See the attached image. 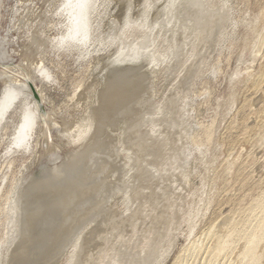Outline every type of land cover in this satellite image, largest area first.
Returning <instances> with one entry per match:
<instances>
[{
  "label": "rangeland",
  "instance_id": "rangeland-1",
  "mask_svg": "<svg viewBox=\"0 0 264 264\" xmlns=\"http://www.w3.org/2000/svg\"><path fill=\"white\" fill-rule=\"evenodd\" d=\"M77 54L0 171V264H264V0H114Z\"/></svg>",
  "mask_w": 264,
  "mask_h": 264
},
{
  "label": "water",
  "instance_id": "water-1",
  "mask_svg": "<svg viewBox=\"0 0 264 264\" xmlns=\"http://www.w3.org/2000/svg\"><path fill=\"white\" fill-rule=\"evenodd\" d=\"M114 0H0V171Z\"/></svg>",
  "mask_w": 264,
  "mask_h": 264
},
{
  "label": "bare ground",
  "instance_id": "bare-ground-1",
  "mask_svg": "<svg viewBox=\"0 0 264 264\" xmlns=\"http://www.w3.org/2000/svg\"><path fill=\"white\" fill-rule=\"evenodd\" d=\"M140 21H141V20H140ZM137 23H138V21H137ZM137 23H136V24H137ZM136 24H134V25H136ZM138 24H139V23H138ZM138 24H137V25H138ZM137 28H138V27H137ZM127 30H128V29H127ZM128 32H129V31H128ZM91 34H92V33H91ZM91 34H90V35H91ZM89 40H90V36H89V38H88V41L84 44V46H85L86 44L89 43ZM125 52H127V53L124 54V56H126V58L131 59V60H134L135 58H139V56H145V55H146V54H145L144 52H142L140 49H138V50L135 49V51H134V50H133V51L128 50V51H125ZM119 53H122V54H123L122 51H120ZM121 56H122V55H121ZM151 61H153V60L151 59ZM139 73H140V72H139ZM137 74H138V73H137ZM120 76H121V75H120ZM120 76H119V77H120ZM129 76H130V75H129ZM115 77H116V76H115ZM258 77H259V76H258ZM121 79H122V78H121ZM133 79H134V78H133ZM258 79H259V78H258ZM136 80H137V79H136ZM259 81H261V80H259ZM109 82H110V81H109ZM111 82H112V81H111ZM124 82H125V81H124ZM253 82H255V81H253ZM261 82H262V81H261ZM114 83H115V82H114ZM143 83H144V82H143ZM107 84H108V83H107ZM123 84L125 85V83H123ZM141 84H142V83H141ZM113 85H114V84H113ZM117 85H120V84H117ZM107 86H108V85H107ZM109 86H110V85H109ZM127 86H128V85H127ZM131 86H132V85H131ZM111 87H114V86H111ZM115 87H116V84H115ZM119 87H120V86H119ZM119 87H118V88H119ZM124 87H125V86H122L121 88H124ZM137 87H138V86H137ZM121 88H120V89H121ZM125 88H126V87H125ZM125 88H124V89H125ZM142 88H143V87H142ZM114 89H115V90H114ZM116 89H117V87H116V88H113L112 90H114V91L116 92ZM127 89H128V88H127ZM133 89H134V88H133ZM259 89H260V88H259ZM118 90H119V89H118ZM130 90H131V89H130ZM103 91H104V90H103ZM121 91H122V90H121ZM105 92H106V91H105ZM125 92H126V90L124 91V93H125ZM133 92H134V90H133ZM107 93H108V92H107ZM107 93H106L105 95H109V94H107ZM113 93H114V92H113ZM113 93H112V94H113ZM118 93H120V92H118ZM121 93H122V92H121ZM116 94H117V93H116ZM128 95H129V94H128ZM98 96H99V95H98ZM109 96H110V95H109ZM109 96H108V97H109ZM113 96H114V95H112V97H113ZM118 96H119V94H118ZM123 96H124V95H123ZM123 96H121V97H123ZM129 96H130V95H129ZM114 97H115V96H114ZM121 97H120V98H121ZM131 97H132V96H131ZM104 98H105V97H103L102 99H104ZM141 98H142V97H141ZM141 98H140V99H141ZM128 99H129V98H127V99L125 98V100H128ZM131 99H132V98H131ZM140 99H139V100H140ZM142 99H143V98H142ZM142 99H141L140 101H142ZM144 99H145V98H144ZM99 100H100V99H99ZM109 100H110V99H109ZM109 100H108V101H109ZM103 101H104V100H103ZM105 101H107V99H106ZM108 101H107V102H108ZM112 101H116V100H115V99H114V100L112 99ZM129 101H130V100H128V102H129ZM137 101H138V99H137ZM137 101H136V102H137ZM140 101H138L137 103H139ZM144 101H146V100H144ZM107 102H106V103H107ZM122 102H123V101H122ZM122 102H121V103H122ZM125 102H126V101H125ZM130 102H132V101H130ZM133 102H134V101H133ZM99 103H100V102H99ZM102 103H103V102H102ZM113 103H114V102H113ZM113 103H112V104H113ZM104 104H105V103H103V105H104ZM117 104H118V103H117ZM123 104H124V103H122L121 106H123ZM131 104H132V103H131ZM113 105H115V104H113ZM128 105H129V103H128ZM135 105H137V104H135ZM135 105H134V106H135ZM98 106H99V105H98ZM105 106H106V105H104V107H105ZM109 106H110V102H109ZM118 106H119V105H118ZM140 106H142V105H140ZM140 106L137 105V107H140ZM261 106H262V105H261ZM101 107H103V106L101 105ZM101 107H100V108H101ZM113 107H115V106H113ZM137 107H136V108H137ZM247 107H248V106H247ZM107 108H108V107H107ZM107 108H106V109H107ZM111 108H112V107L110 106V109H111ZM129 108L131 109L132 107H129ZM136 108H135V109H136ZM95 109H96V108H95ZM101 109H102V108H101ZM101 109H100V110H101ZM104 109H105V108H104ZM126 109H127V108H126ZM97 110H98V109H97ZM114 110H115V109H114ZM117 110H118V108L116 109V111H117ZM123 110H124V106H123ZM131 110H132V109H131ZM133 110H134V109H133ZM137 110H139V108H138ZM93 111H94V110H93ZM102 111H104V110H102ZM120 111H121V110H120ZM126 111H128V109H127ZM126 111H125V112H126ZM129 111H130V110H129ZM96 112H97V111H96ZM105 112H107V111H105ZM108 112H109V110H108ZM108 112H107V113H108ZM117 112H118V111H117ZM254 112H255V111H254ZM110 113H111V110H110ZM114 113H116V112H114ZM118 113H119V112H118ZM96 114H97V113H96ZM99 115H101V114H99ZM108 115H109V114H108ZM111 115H112V114H111ZM111 115H110V116H111ZM116 115H117V114H116ZM118 115H119V114H118ZM120 115H121V114H120ZM125 115H126V114H125ZM128 115H129V114H128ZM41 116H42V114H41V111L39 110V111L37 112V114L34 116V119L31 121V124H30V125L28 126V128L26 129L24 135L21 137V139H20V140L18 141V143L16 144L15 148H16V147H17L18 149H19V148H24L25 150H27L28 148H30V145L32 144V141H33V137H34V134H35L36 127L39 126V125H38V121L40 120ZM134 116H135V114H134ZM261 116H262V115H261ZM99 117H102V116H99ZM119 117H120V116H119ZM121 117H122V116H121ZM103 118H107V116H106V117H103ZM124 118H125V117H124ZM258 118H259V117H258ZM50 119H51V118H50ZM127 119H128V118H127ZM54 121H55V120H54ZM104 121H105V120H104ZM40 122H41V121H40ZM52 122H53V121H52ZM97 123H98V122H97ZM48 124H49V123H48ZM57 124H58V123H57ZM53 125H55V123H54ZM93 125H94V124H93ZM42 126H43V125H42ZM42 126H41V127H42ZM66 126H67V125H66ZM72 126H73V125H72ZM82 126H83V125H82ZM87 126H88V125H87ZM87 126H86V129H85V128H84V129L82 128V130H81V129H80V130L77 129V130H78V133H77L76 138H77V139H80V141H81V139H82L83 137H86V135H87L88 132L90 131L89 128H91V127H87ZM97 126H98V125H97ZM100 126H101V125H100ZM95 127H96V126H95ZM42 128H43V127H42ZM53 128H54V127H53ZM53 128H52V129H53ZM71 129H72V128H71ZM45 130H46V128H45ZM65 131H66V130H65ZM98 133H99V132H98ZM70 134H71V133H70ZM99 136H100V135H99ZM71 138H72V137H71ZM86 139H87V138H86ZM36 140H37V139H36ZM111 142H112V141H111ZM73 143H76L75 140H74ZM77 143H78V142H77ZM86 143H87V142H86ZM245 145H246V144H245ZM86 147H87V146H86ZM83 148H84V147H83ZM24 149H23V150H24ZM81 149H82V148H81ZM25 150H24V151H25ZM79 151H80V150H79ZM91 155H92V154H91ZM88 156H89V155H88ZM85 159H86V158H85ZM76 162H77V161H76ZM70 165H71V164H70ZM78 165H79V162H78ZM82 165H83V164H82ZM71 167H72V166H71ZM100 167H101V166H100ZM71 169H72V168H71ZM80 170H81V169H80ZM82 170H83V169H82ZM73 172H74V171H73ZM91 172H92V171H91ZM67 173H68V172H67ZM71 173H72V172H71ZM65 174H66V173H65ZM68 174H69V173H68ZM78 174H79V173H78ZM70 175H71V174H70ZM92 175H93V173H92ZM59 176H60V175H59ZM71 176H73V175H71ZM74 176H75V175H74ZM43 177H44V176H43ZM69 177H70V176H69ZM45 178H46V177H45ZM86 178H87V177H86ZM86 178H85V179H86ZM40 179H41V178H40ZM72 179H74V178H72ZM77 179H78V178H77ZM83 179H84V178H83ZM95 179H96V178H95ZM61 180H62V179H61ZM98 180H99V179H98ZM40 181L43 182V179L40 180ZM36 182H37V180H36ZM48 182H49V180H48ZM81 182H82V181H81ZM55 183H56V182H55ZM62 183H63V181H62ZM75 183H76V182H75ZM31 184H32V182H31ZM33 184L36 185L37 183H36V184L33 183ZM77 184H78V183H77ZM77 184H76V185H77ZM81 184H82V183H81ZM38 185H39V184H38ZM38 185H37V186H38ZM46 185H47V183H46ZM65 185H66V184H65ZM100 185H101V184H100ZM68 186H69V185H68ZM35 187H36V186H35ZM48 187H49V185H48ZM72 187H73V186H72ZM61 188H62V187H61ZM43 189H44V188H43ZM65 189H66V188H65ZM65 189H64L63 191H66ZM78 189H79V188H78ZM89 189H90V188H89ZM32 190H33V189H32ZM54 190H55V189H54ZM74 190H75V187H74ZM79 190H80V189H79ZM82 190H83V189H82ZM84 190H85V188H84ZM63 191H62V193H61L62 195L64 194ZM75 191H76V190H75ZM75 191H74V192H75ZM76 192H77V191H76ZM80 192H81V191H80ZM57 193H58V192H57ZM70 193H71V192H70ZM65 194H66V192H65ZM71 194H72V193H71ZM71 194H70V195H71ZM74 194H75V193H74ZM81 194H82V193H81ZM81 194H80V195H81ZM86 194H87V192H86ZM32 195H33V194H32ZM75 195H76V194H75ZM78 195H79V194H78ZM78 195H77V198L80 197V195H79V196H78ZM57 196H58V195H57ZM66 196H67V194H66ZM81 196H82V195H81ZM68 197H69V194H68ZM83 197H84V196H83ZM87 197H88V196H87ZM262 197H264V195H263ZM69 198H73V197H69ZM74 198H75V197H74ZM35 199H36V197H35ZM60 199H61V198H60ZM62 199H64V197H63ZM62 199H61V200H62ZM89 199H90V198H89ZM261 199H262V198H261ZM261 199H260V200H261ZM64 200H65V199H64ZM70 200H72V199H70ZM87 200H88V199H87ZM263 201H264V198H263ZM74 202H75V201H74ZM83 202H84V201H83ZM83 202H82V203H83ZM89 202H90V201H89ZM60 203H61V202H60ZM63 203H66V200H65V202H63ZM75 203H76V202H75ZM90 203H91V202H90ZM45 204H46V203H45ZM263 204H264V202H263ZM78 205H79V204H78ZM75 206H76V205H75ZM82 206H83V205H82ZM30 207H31V206H30ZM44 207H45V206H44ZM60 207L63 208L64 205H63V206L61 205ZM62 208H61V209H62ZM80 208H81V207H80ZM87 208H88V207H87ZM19 209H21V208H19ZM31 209H32V208H30V210H31ZM59 209H60V208H59ZM69 209H70V208H69ZM83 209H84V208H83ZM94 209H95V208H94ZM39 210H40V209H39ZM55 210H56V209H55ZM77 210H78V209H77ZM85 210H87V209H85ZM27 211H28V210H27ZM45 211H46V210H45ZM81 211H82V210H81ZM89 211H90V210H89ZM252 211H253V210H252ZM59 212H60V210H59ZM61 212H62V211H61ZM32 213H33V212H32ZM237 213H238V211H237ZM81 214H82V213H81ZM262 214H263V213H262ZM262 214H260V216H261ZM47 215H48V214H47ZM49 215H50V214H49ZM54 215H55V214H54ZM57 215H58V214H57ZM74 215H75V214H74ZM71 216H73V215L71 214ZM254 216H255V215H254ZM31 217H32V216H31ZM48 217H49V216H48ZM56 217H57V216H56ZM58 217H59V216H58ZM60 217L62 218V216H60ZM236 217H237V216H236ZM61 218H60V219H61ZM65 218H66V217H65ZM255 218H256V217H255ZM40 219H41V218H40ZM47 219H48V218H47ZM47 219H45V220H47ZM51 219H52V218H51ZM56 219H57V218H56ZM76 219H77V218H76ZM76 219H75V220H76ZM80 219H81V218H80ZM260 219H261V218H260ZM263 219H264V218H263ZM48 220H49V219H48ZM52 220H53V219H52ZM52 220H51V221H52ZM57 220H58V219H57ZM65 220H66V219H65ZM72 220H73V219H72ZM230 220H231V219H230ZM257 220H258V219H257ZM54 221H55V220H54ZM226 221H227V220H226ZM235 221H236V220H235ZM259 221H260V220H259ZM262 221H263V220H262ZM26 222H27V221H26ZM42 222H43V221H42ZM75 222H76V221H75ZM229 222H230V221H229ZM30 223H31V222H30ZM32 223H33V222H32ZM48 223H49V221H48ZM53 223H54V222H53ZM58 223H59V222H58ZM61 223H62V222H61ZM215 223H216V221H215ZM224 223H225V222H224ZM244 223H245V222H244ZM259 223H260V222H259ZM25 224H26V223H25ZM27 224H28V222H27ZM27 224H26V225H27ZM40 224H41V223H40ZM49 224H50V223H49ZM231 224H232V223H231ZM248 225H249V224H248ZM32 226H33V224H32ZM39 226H40V225H39ZM215 226H216V225H215ZM215 226H214V227H215ZM250 226H251V225H250ZM29 227H30V226H29ZM42 227H44V225H43ZM60 227H61V226H60ZM26 228H27V227H26ZM40 228H41V226H40ZM47 228H48V227H47ZM69 228H70V227H69ZM43 229H44V228H43ZM43 229H42V230H43ZM61 229H62V227H61ZM22 230H23V229H22ZM44 230H45V229H44ZM52 230H53V229H52ZM52 230H51V231H52ZM55 230H56V229H55ZM67 230H68V229H67ZM81 230H82V229H81ZM31 231H32V230H31ZM31 231H30V232H31ZM46 231H47V230H46ZM61 231H63V230H61ZM64 231H65V230H64ZM225 231H226V230H225ZM253 231H254V230H253ZM47 232H48V231H47ZM65 232H66V231H65ZM226 232H227V231H226ZM241 232H242V231H241ZM241 232H240V233H241ZM243 232H245V231H243ZM247 232H248V231H247ZM254 232H255V231H254ZM33 233H34V232H33ZM33 233H32V235H33ZM45 233H46V232H45ZM51 233H52V232H51ZM62 233H63V232H62ZM77 233H78V232H77ZM80 233H81V231H80ZM250 233H251V232H250ZM259 233H260V232H259ZM23 234H24V233H23ZM46 234H48V233H46ZM57 234H58V233H57ZM64 234H65V233H64ZM74 234H75V233H74ZM230 234H231V233H230ZM236 234H237V233H236ZM255 234H256V233H255ZM34 235H35V233H34ZM34 235H33V236H34ZM62 235H63V234H62ZM65 235H66V234H65ZM71 235H72V234H71ZM78 235H79V234H78ZM242 235H243V234H242ZM247 235H248V234H247ZM257 235H258V234H257ZM53 236H54V234H53ZM56 236H57V235H56ZM67 236H68V235H67ZM75 236H76V235H75ZM75 236H73V238H74ZM28 237L30 238V235H29ZM35 237H36V236H35ZM41 237H42V236H41ZM44 237H45V236H44ZM47 237H48V236H47ZM50 237H51V236H50ZM69 237H70V236H69ZM245 237H246V236H245ZM259 237H260V239H261V236H259ZM259 237H258V238H259ZM19 238H20V237H19ZM22 238H23V237H22ZM45 238H46V237H45ZM53 238H54V237H53ZM55 238H56V237H55ZM63 238H64V237H63ZM76 238H78V236H77ZM230 238H231V237H230ZM246 238H247V237H246ZM31 239H33V238H31ZM31 239H30V240H31ZM56 239H57V238H56ZM23 240H24V239H23ZM26 240L28 241V239H26ZM34 240H35V238H34ZM42 240H43V239H41V241H42ZM47 240H48V238H47ZM53 240H54V239H53ZM71 240H72V239H71ZM71 240H70V241H71ZM73 240H74V239H73ZM10 241H12V240H10ZM31 241H32V240H31ZM257 241H258V240H257ZM260 241H261V240H260ZM24 242H25V241H24ZM28 242H29V241H28ZM34 242H35V241H32L33 244H35ZM47 242H48V241H47ZM67 242H68V241H67ZM71 242H72V241H71ZM45 243H46V242H45ZM49 243H50V241H49ZM257 243H258V242H257ZM7 244H8V243H7ZM11 244L13 245V243H11ZM26 244H27V242H26ZM29 244H31V243H29ZM33 244H32V245H33ZM44 245H46V244H44ZM44 245H42V246H44ZM55 245H56V244H55ZM216 245H217V243H216ZM260 245H261V244H260ZM10 246H11V245H10ZM23 246H24V245H23ZM27 246H28V245H27ZM38 246H39V245H38ZM60 246H61V245H60ZM255 246H256V245H255ZM262 246H264V245H262ZM256 247H257V246H256ZM10 248H12V247H10ZM44 248H45V246H44ZM46 248H49V247H46ZM16 249H17V248H16ZM18 249H19V248H18ZM24 249H25V248H24ZM32 249H34V248H32ZM61 249H62V248H61ZM263 249H264V248H263ZM9 250H10V249H9ZM9 250H8V251H9ZM29 250L31 251V249H29ZM29 250H27V251H29ZM258 251H259V250H258ZM5 252H6V251H5ZM12 252H13V251H12ZM38 252H39V251H38ZM30 253H31V252H30ZM42 253H43V252H42ZM32 254H33V253H32ZM14 255H15V254H14ZM41 255H42V254H41ZM251 255H252V254H251ZM32 257H33V256H32ZM2 258H3V257H2ZM4 258H5V257H4ZM17 258H18V257H17ZM17 258H16V259H17ZM36 258H37V256H36ZM36 258H35V259H36ZM43 258H44V257H43ZM43 258H40V260H41V259L43 260ZM16 259H15V260H16ZM23 259H24V258H23ZM29 259H30V257H29ZM29 259H28V260H29ZM49 259H50V258H49ZM251 259H252V258H251ZM17 260H18V259H17ZM24 260H25V259H24ZM36 260H38V258H37ZM42 260H41V261H42ZM18 261H19V260H18ZM21 261H22V260H21ZM260 262H261V261H260ZM0 263H1V262H0ZM17 263H18V262H17ZM31 263H32V262H31ZM33 263H34V262H33ZM13 264H14V263H13ZM19 264H20V263H19ZM23 264H24V263H23ZM43 264H44V263H43ZM52 264H53V263H52ZM258 264H259V263H258Z\"/></svg>",
  "mask_w": 264,
  "mask_h": 264
}]
</instances>
